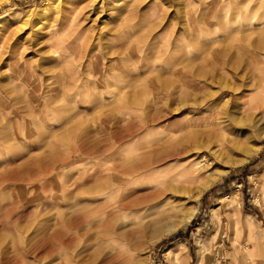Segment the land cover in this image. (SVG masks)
<instances>
[{"label": "rangeland", "instance_id": "obj_1", "mask_svg": "<svg viewBox=\"0 0 264 264\" xmlns=\"http://www.w3.org/2000/svg\"><path fill=\"white\" fill-rule=\"evenodd\" d=\"M254 10L264 0H0V264H106L117 255L116 264H264V98L241 104L247 58L222 46ZM205 112L218 120L187 124ZM121 129L132 137L114 146ZM166 142L183 156L155 183L136 181L157 192L154 201L116 219L122 228L169 213L136 252L74 224L99 209L89 201L101 185L116 188L98 178L112 167L110 153L138 155ZM213 178L195 204L176 193Z\"/></svg>", "mask_w": 264, "mask_h": 264}, {"label": "bare ground", "instance_id": "obj_2", "mask_svg": "<svg viewBox=\"0 0 264 264\" xmlns=\"http://www.w3.org/2000/svg\"><path fill=\"white\" fill-rule=\"evenodd\" d=\"M260 10H262V9H260ZM256 11H258V10H256ZM257 13H259V11L254 13V14L246 11V15H245L244 19H239V21L237 20L238 23H237V26L235 28L237 30L239 29V31L235 32V34H233V35H235L236 38L233 37V39H231L229 41H224V43H222L223 44L222 46L228 48V50L233 51L236 54H239V53L244 54L247 58V61H245V63H246L245 66H246V70H248L250 72H249V75L246 76V80L248 81L246 83H250V86H245L243 88L244 91L249 93L247 96H245L243 99L240 100V102L243 106L251 105L255 101H257V103H258V101H261V99L264 98V47H260L259 45L253 44V42L251 40L253 35H254L253 38L256 37L255 35H257V37H258V35L264 36V10L260 11L259 14H257ZM242 16H244V15H242ZM236 17H238V16H236ZM2 18H4V16L0 17V19H2ZM225 23H227V22H225ZM233 35H231V36H233ZM223 36H224V34H223ZM261 39H264V38L261 37ZM257 41H259V39H257ZM179 42L177 41L175 44H177ZM217 45L218 44H216V46ZM219 45H220V43H219ZM163 47H164V45H163ZM167 48L168 49L171 48L170 42L166 43V46L164 49H167ZM137 50L138 49H136V51L129 49L127 51V54L129 56L133 57L134 53H137V54L141 53V52H138ZM141 50H142V47H141ZM141 50H139V51H141ZM165 51H167V50H164V52ZM220 54H222L221 50L215 49L212 52L211 57H214L215 58L214 61L216 62L217 59L219 58ZM233 59H235V58H233ZM215 62H214V64H215ZM233 62H234V60H233ZM165 63H164V65H165ZM215 67H217V66H215ZM168 68H170V67H168ZM248 71H247V73H248ZM239 90H240V87L232 86L230 91L233 93H236V95H239L240 94ZM112 96H114V95H112ZM207 96H208V98H206V99L213 98L214 94H208ZM205 100L200 101L199 104L202 105L203 101H205ZM228 107H229V100L227 98H224L221 101V114L220 113L219 114L220 115H226ZM206 114L207 115L203 119H199L197 117L190 118L187 121V124L192 128H198L199 126H201V127L203 126V128H204V126L206 127L209 123H211L212 120H213L212 123L215 122L214 120H216V121L218 120V113L214 112L213 115L211 113H206ZM212 123H211V125H213ZM211 125H208L207 127H209ZM131 137H132V135H130L129 133H125V131H122V129L120 131L118 130V131H116V133L113 137V139H114L113 145L115 146L117 144H122L125 141H127L128 139H130ZM131 141H133V140H131ZM152 145L158 146V148H154L151 150L150 147H152ZM152 145L147 146V147H149L148 150L145 151L143 154H138V155L130 154V152H129V154H127L125 152H117L118 150H116V152L114 151V152L110 153L109 152V150L111 149L110 147L99 148L98 152H100L101 155H104V157L105 156L107 157L110 153V155L112 156V163L113 164H112V167L106 166L105 168H103V165H102L103 169L100 168L102 170L99 171L100 173L98 174V178L101 181L104 180L107 182L108 181L115 182L117 186L114 189H107L106 187L101 185L100 186V195L98 197L91 198L93 200L89 201L91 203L97 202L98 203L97 207H99V209H92V208L86 209V211L83 212V215L74 223L75 225H77V226L83 225V230L94 231L97 234V237H100L105 243L108 242L109 245H111L110 247H112V248L118 249L119 246L122 245V244L118 245L119 242L124 243L123 244L124 246L122 248L124 252L125 251L136 252L140 248V242H141V240L144 239L145 233L150 229L151 226L157 225L160 221H162V219L165 218L166 216H168L169 213L167 212V214H166V213L161 212V213L157 214L153 219H149L148 221L144 220V222H141V223L137 224L136 226H134L132 224V222H130L128 224H123L122 228L117 226V225L115 226L116 219L120 218L119 214H121V213L123 216H125V214L126 215H129V214L132 215V213L137 214V212L140 213L143 209H146V207L147 208L149 207L148 205L154 201L157 192L152 190V189H149L147 187H141V184H140V186H136V183L139 182L140 179L141 180H147V181L150 180V181H152V184L155 183V181H157L156 180L157 178L155 179V177L157 175L158 179H159V176H160L159 173H160L162 167L164 165H166L169 161L172 162L173 159L174 160L179 159V157L181 155L180 153L182 152V151L179 152L178 148L176 149V147L171 146L170 143L167 144V142L163 143V144H152ZM124 146L125 145H123L122 147H124ZM168 147H170L169 151L167 149ZM119 148H114V149H119ZM132 148H134V147H132ZM135 148H137V147H135ZM120 151H122V150H120ZM255 151H256V149H253V150L247 152L241 160L232 163L233 165H230V166L246 163L249 160V158L251 157V154H253ZM183 152H182V154H183ZM181 156H183V155H181ZM108 160L109 159H107V161ZM163 171H165V170H163ZM200 171H202L201 166H197V168L195 170H193V173H192V176L190 177V180H187L186 183L188 181L190 183H194V181L197 179ZM161 178L162 177H160V179ZM214 179L215 178L208 181V183L202 189H200L197 192H190L189 189L184 188L181 191H177L176 193H177V195H180V196H184V197L187 196L188 200H190L191 203L195 204L198 202L199 198L204 194V192L207 190V188L213 184ZM88 204H90V203H87V205ZM170 212H172V211H170ZM195 212L196 211H194L192 213L190 212V214H188L187 216H185L184 219H182V221L179 223V225L172 226L168 230H166L164 232V236L169 235L171 232L176 230V228H178L181 224L189 223L191 221L192 217L194 216ZM89 226L91 228H87ZM161 236H163V235H161ZM65 240H67L66 237H65ZM67 242H72V241L68 240ZM117 245H118V248H117ZM121 250H120V252H121ZM168 253H171V249L168 250ZM118 258H120V255H117L115 258L111 257L106 262V264H116V260H118ZM121 264H123V263H121Z\"/></svg>", "mask_w": 264, "mask_h": 264}, {"label": "crops", "instance_id": "obj_3", "mask_svg": "<svg viewBox=\"0 0 264 264\" xmlns=\"http://www.w3.org/2000/svg\"><path fill=\"white\" fill-rule=\"evenodd\" d=\"M190 262H191V258L186 262V264H190ZM199 262H202V261H201L200 259H198L197 264H198Z\"/></svg>", "mask_w": 264, "mask_h": 264}, {"label": "trees", "instance_id": "obj_4", "mask_svg": "<svg viewBox=\"0 0 264 264\" xmlns=\"http://www.w3.org/2000/svg\"><path fill=\"white\" fill-rule=\"evenodd\" d=\"M179 238V236L178 237H176V239H178ZM168 242H172V240H169Z\"/></svg>", "mask_w": 264, "mask_h": 264}]
</instances>
